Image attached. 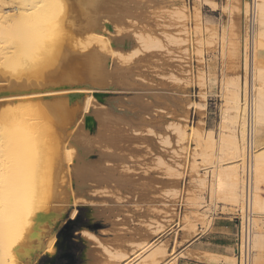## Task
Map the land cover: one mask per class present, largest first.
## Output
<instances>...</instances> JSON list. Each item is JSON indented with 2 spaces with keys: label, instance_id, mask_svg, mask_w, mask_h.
<instances>
[{
  "label": "bare ground",
  "instance_id": "6f19581e",
  "mask_svg": "<svg viewBox=\"0 0 264 264\" xmlns=\"http://www.w3.org/2000/svg\"><path fill=\"white\" fill-rule=\"evenodd\" d=\"M194 1L202 2V0ZM98 2L100 3V0L97 4ZM202 3L210 7L211 11L212 9L214 11L218 5L210 0H203ZM97 4L94 0H0V264H36L41 256L53 259L57 252L56 232L61 218L68 209H70V219L77 217L76 201L72 196L74 130L82 120L85 123L86 117H91L95 122L94 117L90 115L92 100L94 93H103L97 88L98 79L91 73L93 67H89L88 74L83 72L84 69L80 68L82 66L77 65L81 70H74L75 66L71 68L77 60L78 53L85 52L80 61L86 59L88 61L86 65L94 66L93 62L99 59L96 58V49L107 53L110 59L116 54L122 61L132 60L140 52L137 46L125 53L112 49L102 15L98 12L101 9L98 6H102L103 3ZM232 5L226 4L222 7L231 12L236 8V11L240 10L239 12L246 16L250 10V5L246 2L239 6L240 9H237L239 4ZM252 10L256 22L252 38V56L248 58L246 50L242 54L240 52L244 69L251 66L252 70L250 113L248 105L243 101L247 82L242 83L240 77L231 80L228 78L229 81L225 80L227 82L223 79L225 94L221 95L223 96L220 109L221 121L217 125V132L213 129L201 132L197 127L192 126L186 131L187 129L184 128L186 125L183 127L178 124L173 127L177 133L176 142L179 149L187 155L186 159L191 158L187 166L184 163L186 170L197 171L195 173L199 175L197 167L209 169L193 179L192 182H195L200 189L197 190L205 192L207 189L210 198L222 201L223 208L236 209L243 217L246 212L243 180L244 140L250 114L253 137L249 205L252 214L250 264H264L262 255L264 251V115H262L264 61L260 57L264 50V0H254ZM92 11L95 14L98 12L99 14L96 15L99 18L87 14ZM195 11L192 17L196 18L194 20L198 23L201 16L198 8H195ZM177 14L179 15L177 18L183 19L189 18L190 15L179 10ZM229 30L226 32L228 33ZM78 31L84 35L83 39L76 38L80 34ZM235 31L231 34H235L236 37ZM76 32H78L77 36ZM187 33L190 42L189 51L201 55L202 49L193 46L194 41L199 38L196 37L201 33L200 27L196 25ZM210 36V39L204 41L205 46L206 44L212 46L217 42L221 56L222 53L234 49L233 56L234 51L239 49L238 38L237 40L234 37L239 42H233L234 40L232 41L226 33L216 36L217 38L213 34ZM135 39L144 50L158 48L161 43L157 35L150 32L136 33ZM198 40L196 42L200 43V39ZM245 41L243 38L242 47L245 46ZM228 45L233 48L226 51ZM228 55L227 57H231ZM85 70L87 72L88 69ZM194 79L205 87L204 70L195 74ZM206 93L203 91L199 93L201 100L191 101L189 106L202 112L206 108L204 102ZM70 95H73L72 99ZM75 107H81L82 114L79 118H76ZM161 143L167 144V139H162ZM188 149L192 150L191 154H188ZM157 158L158 163L164 166L165 173L173 174L174 167L165 158ZM175 172V175L180 173ZM208 173L211 176L209 182ZM177 176L179 177L178 174ZM199 200H201L200 196ZM194 203L195 206L202 204L198 200ZM189 213L195 215L194 212L187 213L188 218L193 219L194 217L189 216ZM198 213L197 211L196 214ZM196 217L198 218V215ZM183 218L182 221L187 219ZM192 219L191 221L195 220ZM190 222L188 225L193 230L199 224L197 220ZM202 222L205 223L204 220ZM156 223L154 233L165 227L159 221ZM84 233L92 237L90 233L86 231ZM240 244L242 252L243 238ZM162 246L151 242L138 243L137 248L132 250L134 257L127 260L128 262L123 261L122 264H128L135 258L136 260L134 262L132 260L131 264H158L165 258L167 252L165 246ZM105 251L113 259L122 260L127 256L107 249ZM236 258L234 256V259H231V264H236L238 259ZM175 259L174 256L171 261L162 264H175ZM238 263L242 264L239 260Z\"/></svg>",
  "mask_w": 264,
  "mask_h": 264
},
{
  "label": "rangeland",
  "instance_id": "374dc122",
  "mask_svg": "<svg viewBox=\"0 0 264 264\" xmlns=\"http://www.w3.org/2000/svg\"><path fill=\"white\" fill-rule=\"evenodd\" d=\"M95 1L97 4L99 0ZM210 1L218 4L214 11L205 6L203 0H100L103 4L98 6L101 9L97 7L100 9L97 11L102 15L112 49L125 53L137 46L140 52L132 60L122 61L116 54L110 59L107 53L96 49V58L100 60L92 61L94 66L86 65V59L81 62L85 52H79V59L77 57L75 60L78 64L74 61L75 65L71 66H75L74 70L84 69L82 71L87 74L93 67L90 72L98 79L97 88L107 95L100 100L95 97L92 100L90 115L94 117L95 128L89 131L82 120L74 130L72 196L76 201L77 217L70 219V209L66 211L56 232V255L53 259L41 256L36 264H122L134 257L132 250L137 248L138 243L148 242L175 222L188 230L192 219L188 218V212L195 214L189 213L195 218L191 222L197 220L199 224L206 223L212 209L237 215L236 209L223 208L222 201L210 198L207 189L201 192L192 182L209 169L197 167L199 175L197 171L186 170L185 166L191 158L186 159L187 155L179 149L173 127L178 124L183 127L186 125V131L192 126L201 132L207 129L217 132V125L221 121V95L225 94L222 86L224 81L236 77L243 81V57L240 56L243 52L246 15L240 10L236 11V8L231 12L223 7L234 3L239 4L236 7L240 9L242 3H248L249 0ZM195 8L199 9L201 16L198 23L192 17ZM178 10L190 13L189 18H177ZM87 14L96 15L93 11ZM96 17L99 18L98 15ZM196 25L201 31L196 39L199 37L200 43L203 41L200 45L197 39L193 46L202 49L201 55L191 53L188 49L190 42L187 31ZM232 31H235L236 37L231 34ZM139 32L156 34L161 41L159 47L144 50L135 39V34ZM79 33L76 38L83 39L84 35ZM225 33L233 42L240 41V50L234 51L235 58L232 56L234 49L229 50L233 48L230 45L226 48L230 53H222L224 57L220 55L217 42L205 46L204 41L210 39V35L218 37ZM117 39L122 41L117 42ZM126 43L129 45L121 48ZM227 54L231 57H227ZM77 65L82 66L81 69ZM85 69H88L87 72ZM200 69L205 73V87L194 79ZM202 91L208 92L204 101L206 108L201 112L189 104L191 101H200L199 93ZM81 112V107H75L76 118L80 117ZM165 138L167 144H162L161 140ZM191 151L188 149V154ZM157 157L165 158L174 167V172L176 169V172H180L177 173L179 177L174 172L167 175ZM210 179L208 173L207 181ZM197 200L202 203L200 206H195ZM181 217L184 220L187 218L188 223L182 221ZM158 221L165 227L154 233ZM91 224H100L101 228L91 229L88 227ZM105 249L127 256L121 261L113 259ZM132 260L134 262L136 258ZM132 260L128 264L133 263Z\"/></svg>",
  "mask_w": 264,
  "mask_h": 264
},
{
  "label": "crops",
  "instance_id": "0c3cea01",
  "mask_svg": "<svg viewBox=\"0 0 264 264\" xmlns=\"http://www.w3.org/2000/svg\"><path fill=\"white\" fill-rule=\"evenodd\" d=\"M260 57L264 61V50ZM196 226L194 231L184 230L182 225L175 222L151 237L148 242L163 245L167 251L158 264L171 261L174 256L177 259L175 264H231L238 239L235 215L212 209L206 223ZM262 255L264 258V251Z\"/></svg>",
  "mask_w": 264,
  "mask_h": 264
},
{
  "label": "built area",
  "instance_id": "2783aa9c",
  "mask_svg": "<svg viewBox=\"0 0 264 264\" xmlns=\"http://www.w3.org/2000/svg\"><path fill=\"white\" fill-rule=\"evenodd\" d=\"M254 0H249L248 4L250 5V10L246 16L245 21V46H243V53L246 50L248 58H251V51H252V38L253 34L256 29V22H255V14L252 10ZM247 82L246 84V93L244 96L243 93V101L246 102L248 105L249 113L251 109V90H252V70L251 66L244 69L243 66V81ZM252 122L250 119V114L246 126V133H245V140H244V147H245V159H244V172H243V180H244V203L246 205V212H244L243 217L239 213L235 215L236 223L238 225V239L236 248L234 250V255L238 258L242 264H250V257H251V244H250V235H251V217L252 214L249 211V205L251 200V184H252V168H251V157L253 154V137H252ZM243 238V249L242 252L240 251V241Z\"/></svg>",
  "mask_w": 264,
  "mask_h": 264
},
{
  "label": "water",
  "instance_id": "95a60500",
  "mask_svg": "<svg viewBox=\"0 0 264 264\" xmlns=\"http://www.w3.org/2000/svg\"><path fill=\"white\" fill-rule=\"evenodd\" d=\"M126 47H127V43L124 46L122 45L121 48H126ZM106 95L107 94H105V93H99V92L94 93V97L97 100H100L102 97H104ZM72 98H73V95H70V99H72ZM84 126L89 131H92L95 128L96 123L93 121V119L91 117H86ZM88 227L91 228V229H99V228H101V225L100 224H91Z\"/></svg>",
  "mask_w": 264,
  "mask_h": 264
},
{
  "label": "snow or ice",
  "instance_id": "6c2138e0",
  "mask_svg": "<svg viewBox=\"0 0 264 264\" xmlns=\"http://www.w3.org/2000/svg\"><path fill=\"white\" fill-rule=\"evenodd\" d=\"M262 115H264V106H262Z\"/></svg>",
  "mask_w": 264,
  "mask_h": 264
}]
</instances>
